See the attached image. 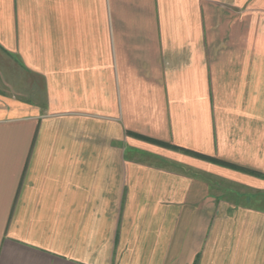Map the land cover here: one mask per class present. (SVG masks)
Returning a JSON list of instances; mask_svg holds the SVG:
<instances>
[{"label":"crops","instance_id":"obj_1","mask_svg":"<svg viewBox=\"0 0 264 264\" xmlns=\"http://www.w3.org/2000/svg\"><path fill=\"white\" fill-rule=\"evenodd\" d=\"M0 264H264V0H0Z\"/></svg>","mask_w":264,"mask_h":264}]
</instances>
